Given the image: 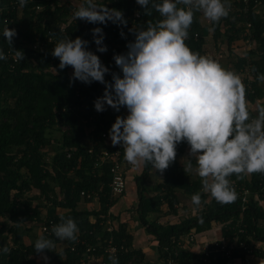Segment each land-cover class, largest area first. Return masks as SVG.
<instances>
[{
	"label": "trees",
	"instance_id": "1",
	"mask_svg": "<svg viewBox=\"0 0 264 264\" xmlns=\"http://www.w3.org/2000/svg\"><path fill=\"white\" fill-rule=\"evenodd\" d=\"M227 2L234 9L229 11L227 18L212 23L213 37L215 40L221 38V43L225 44L228 61L236 58L232 61L233 68L228 70L236 74L247 73L242 82L247 109L253 119L257 116L251 112L248 103L263 97L262 83L257 76L264 74V14L259 11L264 7V0H248L247 4L244 0ZM95 3L124 13L128 21L127 28L123 29L127 39L121 37V28L111 22L105 26L88 22L84 25L79 19L73 21L71 8L74 4H62L59 0H28L26 6L21 7L19 0H0V50L7 56L6 60H0V248L7 246L10 249L7 254L0 252V264H40L38 257L41 254L34 248L36 240L42 236L53 240L54 245L61 240L51 229L50 234L29 236L30 243L25 244L22 226L28 222L41 226L50 221L56 225L61 222V217L74 219L79 231L75 241H65L67 246L57 253L56 264H82L88 247L95 248V257H103L104 262L112 264L105 252L108 241L117 247L115 257L119 264H141L145 260L143 251L134 247V237L126 224L114 226L112 232L104 227L109 210L118 197L112 196L109 163L97 165L101 153L99 147L105 142L103 134L109 133L116 117H125V108L119 112L112 108L97 112L94 102L103 95L105 86L95 81L90 85L80 81L70 84L72 67L59 69L60 61L51 52L66 36L81 37L90 41V50L105 66L112 72H120L113 56L127 52L126 44L135 38L129 29L139 31L162 17L151 7V14L145 15L136 0H95ZM136 11L140 18L134 20ZM200 15V11H194L185 43L194 53L203 56L210 32L208 26L201 24ZM5 27L16 30L13 46L24 52V60L18 58L15 62L8 56V52H13L2 35ZM94 27H102L105 33L104 43L108 47L105 55L97 52L92 42L91 29ZM48 36L55 41H47ZM246 40L255 42L257 48L246 55L235 52L233 43ZM36 43L41 45L37 50L33 49ZM105 79L111 81V74H106ZM56 130L61 132L59 138L53 136ZM188 151L187 142L177 145L176 160L163 172L162 180L153 187L152 194L147 187L154 170L150 164H143L141 174L134 179L137 220L153 235L160 262L205 264V254L193 252L190 246H185L183 239L217 227L224 240H233L237 236L247 244L264 242V225L261 224L264 221L261 204L264 202V173L230 176L228 179L237 199L220 204L210 193L203 191L201 178L194 177L189 168L180 164L179 158ZM192 166L196 165L193 163ZM243 187L251 191L244 210ZM83 192L91 194L92 198L82 195ZM197 193L201 196V204H194V214L172 223H161L165 206L177 215L180 195L192 200ZM95 199L100 204L99 210L80 207L81 203ZM91 217L96 219L95 222ZM257 254L264 257L260 251ZM234 255H240L248 264L247 251L237 250ZM226 260L219 256L217 264H226Z\"/></svg>",
	"mask_w": 264,
	"mask_h": 264
},
{
	"label": "clouds",
	"instance_id": "2",
	"mask_svg": "<svg viewBox=\"0 0 264 264\" xmlns=\"http://www.w3.org/2000/svg\"><path fill=\"white\" fill-rule=\"evenodd\" d=\"M27 2L19 0L21 7ZM136 3L145 15L151 14V7L162 19L155 24L149 22L139 31L129 29L135 38L126 44L127 52L113 56L120 72L105 66L89 50L90 42L81 37L60 40L51 55L59 59V69L73 68L70 84L80 81L90 85L95 81L105 86L103 95L94 102L97 112L127 109L126 117H116L108 135L113 146L123 148L124 159L130 165L150 164L163 173L176 160L177 145L187 142L203 191L220 204L232 203L237 194L230 176L264 173V107L256 118L250 119L240 76L217 61L194 53L185 43L194 11H202L208 20L218 23L228 17L230 4L227 0ZM181 4L186 7H178ZM73 15L90 24L106 26L111 22L121 28V37L127 39L123 29L128 21L121 10L85 0ZM91 33L96 51L106 53L103 28L94 27ZM2 35L14 57L24 60V52L13 46L16 30L5 27ZM6 59L0 50V60ZM106 74H111V81L105 79ZM257 80L264 82V74H259ZM188 167L191 170L192 165ZM192 202L201 204L199 193L192 196ZM60 219L52 227L54 236L61 241H75L79 229L74 219ZM53 247L54 241L43 237L34 245L35 252L42 256ZM9 251L7 246L0 248L4 254ZM43 259L47 261L48 257ZM109 259L112 264H119L117 257L110 255Z\"/></svg>",
	"mask_w": 264,
	"mask_h": 264
},
{
	"label": "built area",
	"instance_id": "3",
	"mask_svg": "<svg viewBox=\"0 0 264 264\" xmlns=\"http://www.w3.org/2000/svg\"><path fill=\"white\" fill-rule=\"evenodd\" d=\"M257 2V0H255ZM244 3L247 4L248 0H244ZM79 6L73 5L71 8L72 12V20L76 21L74 18L73 12L76 8ZM39 8V7H38ZM234 9V8H233ZM230 8V11L233 10ZM236 10L239 12L241 9L236 8ZM244 11H247L245 9ZM138 11L134 14V20L140 18V14ZM82 23L84 25L86 24V21L82 20ZM248 27H250V24H247ZM65 27L63 26L62 31L64 32ZM50 33V32H49ZM197 36V35H196ZM47 41L52 42L55 41L52 36L47 37ZM41 45L34 44L33 49L37 50ZM8 56L12 58L15 62H17V57H14V54L11 52H8ZM103 138L105 142L99 147L101 149V153L98 156L99 159H97V165L100 167L102 164L108 162L109 163V169H110V175H111V182H110V188L112 192L113 197H119L124 194V192L127 189V179H126V170H125V163L123 161V149L120 145L113 146L112 142L109 138V135L104 133ZM90 153L93 152V149L90 148ZM251 191L248 188L243 187L241 191L242 196V203L244 210L246 208V205L249 203V196ZM82 195H86L88 198H92L91 194H85L84 192ZM53 222L50 221L49 224H43L40 226V234H50L51 229L53 227ZM105 229L108 232H112L114 230V224L110 218V214L108 215V219L105 224ZM185 242V246L187 247L194 241V235L188 236L183 239ZM189 247V246H188ZM74 250V248H72ZM243 249L244 251L248 252L249 257L252 256L251 254L255 252H264V242H252L250 244H247L245 241L240 240L239 237H234L233 240H224L221 238H216L211 242H208L207 245L203 248V250L200 253L205 254L204 262L205 264H217L218 257H222L227 259L226 264H245V261L240 257V255L235 256V252L237 250ZM95 251V248L88 247L85 253L84 258V264H107L104 262L103 257H95L93 255V252ZM105 252L110 256H116L117 254V247L112 245L111 241H108L107 247L105 248ZM110 264V263H108Z\"/></svg>",
	"mask_w": 264,
	"mask_h": 264
},
{
	"label": "rangeland",
	"instance_id": "4",
	"mask_svg": "<svg viewBox=\"0 0 264 264\" xmlns=\"http://www.w3.org/2000/svg\"><path fill=\"white\" fill-rule=\"evenodd\" d=\"M59 1L62 4H74V5H77V6H81V5L85 4L82 0H59ZM261 10H262V12L264 14V7L263 8H259V11H261ZM200 14H201V16H200L201 24L205 25V26H208L209 27V32H210L209 36L207 37L208 46H206L205 55H203V56H207L208 58L217 61L226 70H228V68H230V67L233 68L232 61H235L236 58L233 56L235 58V60H234V58L231 61L227 60L226 56H228V53H227V49L225 47V44L221 43V41H220L221 38H219L218 40H215V38L213 37V29H212L213 28L212 27L213 26V24H212L213 22L208 20L203 15L202 11H200ZM20 15H21V10L19 11V16ZM68 38H71V39L74 40V38L71 37V36H66L64 38V40H66ZM91 45L92 44L89 43V46H88L89 50H90V46ZM233 47L236 50L235 52H237L238 54L246 55V52H249L250 50L256 49L257 48V44L255 42L251 41V40H246L245 42L244 41H238V42L233 43ZM103 54L105 55L106 53H103ZM238 75L240 76L241 80L243 81L244 78L247 76V73L238 74ZM261 83H262L261 86L263 88V97L259 98L255 103H248L249 109L256 116H258L259 109L261 107H264V82H261ZM124 114H125V116H127V114H128L126 108L124 109ZM53 136L56 137V138H59L61 136V132L56 130V131L53 132ZM123 161L125 163V169H126L128 167V165H127L128 162L124 158H123ZM179 161H180L181 165H184L187 168H189L188 167L189 164L193 165V163H194L196 165V161H195V159L193 157H190V152L189 151L185 155L181 156L179 158ZM153 172L154 173L150 177V179L148 181V185H147L148 191L150 193L152 192L153 187L155 185H157L162 180V177H163V173H160L159 171H156L155 169H154ZM191 172L193 173L194 177L199 176L197 174V172H196V166H192L191 167ZM126 176H127V174H126ZM146 196H148V195L146 194ZM261 204L264 207V202H261ZM132 207L135 208L136 204L134 206H132ZM176 208L178 209V214L177 215L172 213V212L170 213L169 212V208L167 206H165L164 207V213L161 215L162 217L160 218V221L164 222V224H165V223H169V222H172V221L180 220L181 218H184L187 215H192V214L195 213V206H194L192 200L189 197H187L186 195H182V194L180 195V203L178 204V206ZM43 212H45V210H43ZM33 224L34 223H32V222H28V223H26L25 225L22 226V230L24 231V240L26 242L30 241L31 235H37L38 236L40 234L39 233L40 232V226H33ZM261 224L264 225V221ZM209 236L212 237V239H209ZM209 236L204 238V239H206L205 242H211V240L213 241L214 239H216L215 234H211ZM66 246H67V244H66L65 241H60L59 243L55 244L54 247L50 251L51 253H49V254L43 253V256H47L48 257L47 261H45L43 259V256L40 255L39 263L40 264H56L57 263L56 260L58 259V257H56L57 253H61ZM202 246H203V244H202ZM197 250H199V249H197ZM257 253L258 252L251 254L252 255L251 256L252 264H264V257H260ZM261 253L264 254V252H261ZM149 258H151L149 260V262L146 261V258H145L144 262H142L141 264H150V263L151 264H159V263H157L158 259H156V256H155V258H154V256L152 257L151 253H149ZM82 264H84V263H82ZM95 264H98V263H95ZM161 264H163V263L161 262Z\"/></svg>",
	"mask_w": 264,
	"mask_h": 264
},
{
	"label": "crops",
	"instance_id": "5",
	"mask_svg": "<svg viewBox=\"0 0 264 264\" xmlns=\"http://www.w3.org/2000/svg\"><path fill=\"white\" fill-rule=\"evenodd\" d=\"M206 46H208V43L206 44ZM206 46H205V48H206ZM123 154H124V151H123ZM127 165H128V167L125 169L126 174H127L126 179L128 180L126 192L122 196L116 198V202L110 208L109 214L111 217H113L112 222H113L115 227H117V225H119L120 223L127 225V229L129 231V233L134 237V247L142 250L143 253L145 254L146 261L149 262V260L151 259V258H149V253H151L152 257L154 256V258H155V256H156V259H158V254H157V250H156V243L154 242L153 235L149 234L145 230V228L142 227L140 222L137 220V214H136V207L138 204V198H137L136 185H135L134 179L137 175L141 174V172L143 170V163L139 167H134V166L130 165L129 163ZM153 173L154 172H152L151 176L153 175ZM135 204H136V207L135 208L132 207ZM80 207L86 208L90 211L91 210H99L100 204H99L98 200L95 199V200L88 202V203H81ZM95 220L96 219L94 217H91L92 222H95ZM172 222H174V221H172ZM161 223L164 224V222H161ZM105 224H106V222L104 223V227H105ZM102 232H104V231H102ZM211 234H215L216 238H221L220 228L217 227L216 229H212L210 231L194 235V237H195L194 241L189 245L191 250L195 253H200L208 243V242H205L206 239H204V238L211 235ZM38 236H40V234ZM209 239H212V237L209 236ZM23 242L25 244L30 243V241L26 242L24 240V238H23ZM202 244H203V246H202ZM197 249H199V250H197ZM39 258H40V256L38 257V261H39ZM248 260H249L248 264H252L251 256L248 257ZM157 263L161 264L159 259H158Z\"/></svg>",
	"mask_w": 264,
	"mask_h": 264
}]
</instances>
